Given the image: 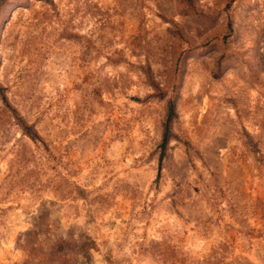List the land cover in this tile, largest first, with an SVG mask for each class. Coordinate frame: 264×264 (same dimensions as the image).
Masks as SVG:
<instances>
[{
    "label": "rangeland",
    "instance_id": "1",
    "mask_svg": "<svg viewBox=\"0 0 264 264\" xmlns=\"http://www.w3.org/2000/svg\"><path fill=\"white\" fill-rule=\"evenodd\" d=\"M227 1L0 0V85L39 136L0 101V264H264V0ZM225 13L224 51L176 47Z\"/></svg>",
    "mask_w": 264,
    "mask_h": 264
},
{
    "label": "trees",
    "instance_id": "2",
    "mask_svg": "<svg viewBox=\"0 0 264 264\" xmlns=\"http://www.w3.org/2000/svg\"><path fill=\"white\" fill-rule=\"evenodd\" d=\"M49 1V0H43ZM230 0L226 2V7L228 6ZM177 4L181 10L184 12H188L190 15L194 17H202L203 15L200 13V10L195 6L194 0H177ZM175 33H180L179 31H175ZM233 33L232 22L228 14L225 13L223 22H222V30L218 36L206 38L201 44L194 45L191 42L184 39L180 34H177V44L176 47L180 48L181 44H185V50L191 52H198L203 49L217 47L222 51L226 49L227 43L230 40ZM222 56V55H221ZM179 55H177V58ZM222 62V58L219 57L215 61L216 69L213 71V75H216L218 68ZM154 88L155 96L163 102V115L160 122L161 133L160 138L157 143V177L159 175V168L161 162L166 154V147L168 140L172 138L174 135L171 131V124L176 118L175 112V103L173 95L166 92L165 89H160L156 85L152 84ZM0 101L4 108L10 113L15 123L19 126L22 133L27 135L31 140L37 141L39 140V136L37 132L33 129L32 124L27 123L23 117L17 112V110L8 102L7 97L5 95L4 87L0 85ZM182 145L184 146L185 152L187 154H195L198 155V152L193 148L190 142L186 139H179Z\"/></svg>",
    "mask_w": 264,
    "mask_h": 264
}]
</instances>
